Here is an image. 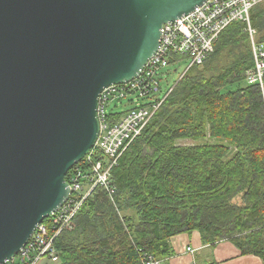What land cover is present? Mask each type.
I'll use <instances>...</instances> for the list:
<instances>
[{
    "label": "trees",
    "instance_id": "1",
    "mask_svg": "<svg viewBox=\"0 0 264 264\" xmlns=\"http://www.w3.org/2000/svg\"><path fill=\"white\" fill-rule=\"evenodd\" d=\"M251 21L264 43V1ZM245 28L230 24L205 63L171 84L114 166L115 194L97 188L55 241L57 264L163 261L171 237L194 230L204 243L228 239L264 261V94L245 84L253 66Z\"/></svg>",
    "mask_w": 264,
    "mask_h": 264
},
{
    "label": "water",
    "instance_id": "2",
    "mask_svg": "<svg viewBox=\"0 0 264 264\" xmlns=\"http://www.w3.org/2000/svg\"><path fill=\"white\" fill-rule=\"evenodd\" d=\"M206 0H0V264L69 198L99 95L136 77L162 25Z\"/></svg>",
    "mask_w": 264,
    "mask_h": 264
},
{
    "label": "built area",
    "instance_id": "3",
    "mask_svg": "<svg viewBox=\"0 0 264 264\" xmlns=\"http://www.w3.org/2000/svg\"><path fill=\"white\" fill-rule=\"evenodd\" d=\"M264 0H206L194 10L175 21L162 25V40L155 54L148 59L140 73L124 83L105 86L99 95L98 117L101 130L96 144L70 176L72 193L66 202L39 223L27 244L14 257L2 264H41L58 260L55 241L74 225L79 210L97 188L111 197L116 187L111 175L120 156L154 117L175 85L166 89L164 70L171 64H188L179 79L193 66L205 63L215 50L220 34L234 22H245L253 54V66L246 73L250 85H258L264 94V43L252 24V9ZM125 106L122 112L119 107ZM119 113L118 116H111ZM188 251H194L191 246ZM144 264H163L145 259Z\"/></svg>",
    "mask_w": 264,
    "mask_h": 264
},
{
    "label": "crops",
    "instance_id": "4",
    "mask_svg": "<svg viewBox=\"0 0 264 264\" xmlns=\"http://www.w3.org/2000/svg\"><path fill=\"white\" fill-rule=\"evenodd\" d=\"M170 245L173 253L163 260V264H264L258 255L243 254L231 240L204 243L198 230L172 236ZM188 246L194 251H188Z\"/></svg>",
    "mask_w": 264,
    "mask_h": 264
},
{
    "label": "rangeland",
    "instance_id": "5",
    "mask_svg": "<svg viewBox=\"0 0 264 264\" xmlns=\"http://www.w3.org/2000/svg\"><path fill=\"white\" fill-rule=\"evenodd\" d=\"M187 64H188V61L185 60V62L183 61L180 64H171L166 70H164L163 71L164 72L163 77L165 78V82L162 84V86L166 89L171 84H174V83L176 84L181 79V78L179 79L180 73H182V71L184 70V68L186 67ZM245 84H248L246 79H245ZM125 109H126V107L122 106V107L118 108V111L122 112ZM182 142H184L186 144L193 143L190 140H183ZM85 202H84V204H85ZM84 204H83V206H84ZM83 206L81 207V209L83 208ZM80 210H79V212H80ZM58 237H60V236H58ZM57 254H58V250H57ZM58 260H59V254H58ZM58 260H50V261L44 260L43 263H41V264H57Z\"/></svg>",
    "mask_w": 264,
    "mask_h": 264
},
{
    "label": "bare ground",
    "instance_id": "6",
    "mask_svg": "<svg viewBox=\"0 0 264 264\" xmlns=\"http://www.w3.org/2000/svg\"><path fill=\"white\" fill-rule=\"evenodd\" d=\"M161 40H162V39H161ZM259 87H260V86H259ZM98 104H99V102H98ZM97 109H98V108H97ZM111 115H112V113H111ZM97 116H98V112H97ZM98 118H99V117H98ZM99 120H100V119H99ZM150 121H151V120H150ZM100 128H101V123H100ZM145 128H146V127H145ZM145 128H144V129H145ZM144 129H143V131H144ZM100 130H101V129H100ZM143 131H142V133H143ZM137 138H138V137H137ZM137 138H135V140H136ZM135 140H134V141H135ZM134 141H133V142H134ZM84 158H85V157H84ZM84 158H83V159H84ZM83 159H82V160H83ZM78 163H79V162H78ZM76 164H77V163H76ZM76 164H75V165H76ZM75 165H74V166H75ZM74 166H73V167H74ZM73 167H72V168H73ZM74 170H75V168H74L72 171L70 170V171H71V174H72V172H73ZM70 171H69V172H70ZM69 172H68V173H69ZM71 174H70V176H71ZM67 175H68V174H67ZM70 181H71V180L69 179V180H68L69 184H70ZM70 187H71V185H70ZM71 193H72V189H71ZM71 193H70V195H71ZM69 197H70V196H69ZM65 202H66V201H65ZM56 211H57V210H56ZM151 258H153V256H152L151 254H144V259H151Z\"/></svg>",
    "mask_w": 264,
    "mask_h": 264
}]
</instances>
